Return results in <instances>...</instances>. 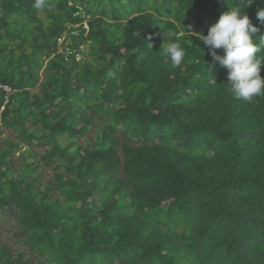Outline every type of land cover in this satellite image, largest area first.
<instances>
[{
  "label": "trees",
  "instance_id": "obj_1",
  "mask_svg": "<svg viewBox=\"0 0 264 264\" xmlns=\"http://www.w3.org/2000/svg\"><path fill=\"white\" fill-rule=\"evenodd\" d=\"M34 2L0 0V264H264V96L236 100L200 40L231 7L255 39L264 0Z\"/></svg>",
  "mask_w": 264,
  "mask_h": 264
},
{
  "label": "clouds",
  "instance_id": "obj_2",
  "mask_svg": "<svg viewBox=\"0 0 264 264\" xmlns=\"http://www.w3.org/2000/svg\"><path fill=\"white\" fill-rule=\"evenodd\" d=\"M253 2L254 0H246V7ZM44 4L45 0H35L33 7L41 9ZM243 9L231 7L229 11L223 12L209 27L207 35L202 34L200 40L211 55L213 63L218 62L227 68V85L232 96L236 100L252 103L254 98L264 96V76L261 75L264 57L258 55L264 50V33L254 39V34L260 33V28L251 23L249 15ZM256 16L264 24V8H259ZM61 36L66 38L65 33L59 37ZM58 38V52L61 53L64 51H60L62 44H59ZM66 40L65 47L71 48L69 39ZM221 49L223 54L218 52ZM161 51L176 67L182 64L185 57V51L179 43L163 44ZM79 55L77 53L76 59Z\"/></svg>",
  "mask_w": 264,
  "mask_h": 264
},
{
  "label": "rangeland",
  "instance_id": "obj_3",
  "mask_svg": "<svg viewBox=\"0 0 264 264\" xmlns=\"http://www.w3.org/2000/svg\"><path fill=\"white\" fill-rule=\"evenodd\" d=\"M38 15L41 18L45 19V23L48 22L47 21V19H48L47 12L45 10H43V8L38 10ZM65 35H66V33H65ZM66 39L67 38H64V40H66ZM86 46L87 45H85L84 46V50H82L83 52L85 51V54L83 55L82 53H80V55L78 56V59H81V58L82 59L86 58V59H89V60L93 59L92 54L88 53V51L85 49ZM44 73H45V70H44V67H42L40 69L41 78L44 76ZM36 88H38V86ZM3 135H5V136L10 135L8 128H5ZM94 138H95V130H94V128H92L90 131H86V132H84L82 134H79V135H74V136H71V137L63 135V136L59 137L58 139H60L61 143L67 144L69 139H71V140L74 139V141H76V142L84 143L85 140H87V139L94 140ZM29 146L31 148L37 149L39 152H42L43 148H47L48 147V145H41V144H37V142H34V143L30 144V145H26L25 147L23 146L24 147L23 150L29 148ZM20 151H21V149L17 150L16 153H15V156H14V165L16 167H19V166L22 167L21 166V164H22L21 155H20V153H18ZM28 161L29 162H33V159L29 158ZM52 164H54V163H52ZM39 170L42 171V174H43L42 182H46V180H48L50 177L53 176L55 168L52 167V165H46L43 161H40L39 164H38V168L36 169V171H34V174H37ZM11 221H12V216H10V215H0V236H1V238L6 239V238H8V236L10 237V235L7 234L6 228H7L8 225H10ZM9 240H11V243L15 242L14 240H12L10 238H9Z\"/></svg>",
  "mask_w": 264,
  "mask_h": 264
},
{
  "label": "built area",
  "instance_id": "obj_4",
  "mask_svg": "<svg viewBox=\"0 0 264 264\" xmlns=\"http://www.w3.org/2000/svg\"><path fill=\"white\" fill-rule=\"evenodd\" d=\"M79 12L82 13V15L84 16V22H83V26L84 28L86 29V32L88 31L89 29V25H88V18H89V15L85 13V11L83 10L82 7H79ZM77 14V13H75ZM73 33H76V30H73L72 31ZM65 37L61 36L58 38V41H59V44H62V46H60V51H64L66 56L68 57V53H72L73 50L69 47H65L66 43H67V40H64ZM63 45H64V48H63ZM0 87L4 88L5 90L7 91H10L11 90V87H9L8 85H5V84H1L0 83ZM6 101H8V99H6Z\"/></svg>",
  "mask_w": 264,
  "mask_h": 264
}]
</instances>
